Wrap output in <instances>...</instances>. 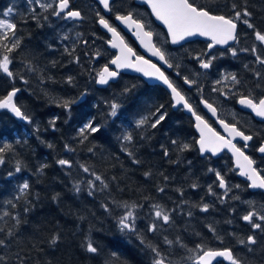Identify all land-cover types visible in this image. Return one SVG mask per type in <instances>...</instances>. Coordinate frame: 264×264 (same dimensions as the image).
Instances as JSON below:
<instances>
[{
    "label": "trees",
    "instance_id": "16d2710c",
    "mask_svg": "<svg viewBox=\"0 0 264 264\" xmlns=\"http://www.w3.org/2000/svg\"><path fill=\"white\" fill-rule=\"evenodd\" d=\"M89 1L83 0V3ZM199 1L208 4L214 13L226 16L233 15V3L237 10L247 7L252 13L248 18L250 22L264 32V0H195ZM122 6L129 5L122 3ZM8 7L14 9L10 19L17 24L16 36L21 39V45L11 54L13 63L10 68L15 77L0 74V98L13 87L19 88L16 103L31 118V123L16 119L7 111L0 112V147L11 145V150L3 154L5 163L0 164V229L4 230L0 232V239L6 241V246L0 247V256L4 258V264H153L154 253L146 246L148 243L158 246L166 264H193L190 257L196 253L188 250L202 241L214 249L231 248L245 264H264V232L252 229L242 220L249 211L264 214V201L257 199L239 181H227L231 189L227 196L219 191L216 177L207 176L209 169L219 167V161L200 158L195 142L189 137L188 123L184 121L183 124L181 120L188 117L174 118L173 132L171 122H166L168 118L161 124L162 134L159 126L156 129L148 126V136L142 141L122 143L119 135L116 136L110 105L115 102V96L126 101L128 93L123 94V90L140 87V83L135 82L136 79L128 83L126 78H121L116 86L122 89L120 95L116 94L115 88L96 87L97 72L109 63L111 57L107 49L108 36L97 31L96 9H92L96 18L91 14L85 17L81 11L84 24L90 28L78 36H67L65 40V28L57 33L54 16L48 18L40 12L38 18L33 19L34 14L26 0H0V13ZM136 17L145 21L143 13H137ZM237 23L242 29L240 37L254 36L252 29L241 21ZM202 44L197 42V45ZM66 47L71 55L65 52ZM97 51L101 55L96 61ZM178 51L179 55L185 56L184 60H188L187 54L192 57L186 46ZM242 56L249 70L250 63L254 62L246 55ZM76 57H79V63L74 62ZM178 65L180 67L181 63ZM29 67L35 71H29ZM189 67L191 74L198 70L194 64ZM219 68L215 74L221 80L229 73L236 74L241 81L235 85L240 90L239 96L251 94L263 83L260 80L257 83L252 73L242 71L238 76L234 67L225 68V72ZM261 76L264 77V72ZM68 77H72L71 83ZM213 78H208L209 83L216 82ZM199 79L205 82L204 78ZM222 82L234 88L231 80L223 79ZM217 87H221L220 84ZM64 100L74 101L70 109L58 106ZM150 103L156 108L161 105L166 108L168 99L161 95ZM53 119L56 121L54 127L49 123ZM89 120L100 126V131L81 143L78 129ZM173 140L178 144L173 145ZM185 143L189 148L180 151L179 145ZM66 144L74 151H67ZM125 145L135 159L141 158L136 167L132 157L123 153ZM164 148L169 151L167 157L163 154ZM59 159L71 161L72 166H60ZM17 161L21 166L18 173L15 171ZM41 165H47L43 173L38 172ZM80 165L100 175L109 185L108 189L100 191V182L96 181L94 195L89 196L87 182L94 177L84 173ZM145 172L152 175L145 177ZM25 181L30 189L21 194L19 186ZM76 183L80 185V192L74 189ZM192 184L197 187L192 188ZM209 185L215 195L208 193ZM161 187L163 192L158 191ZM11 197L19 201L10 200ZM124 203L140 205L134 209L135 224L145 244L140 242L137 233L119 230L117 221L126 212L120 206ZM102 204H106L110 211L106 212ZM202 204L209 205L207 212L200 211L198 205ZM153 205H161L169 211L172 223L163 225L161 221H155ZM25 208L30 212L26 217ZM5 211L11 213L7 221L3 216ZM13 216L18 217L19 225ZM153 222L158 225L156 232L148 231ZM256 222L264 226V222L258 219ZM209 225L223 238V243L209 231ZM23 227L26 231L21 230ZM9 230L14 233L11 238L7 236ZM248 235H255L258 243L252 246V252L243 253L242 245L237 241ZM54 236L59 237L55 244L51 243ZM164 237L174 242L179 237L186 247L177 243L169 246ZM87 239H91L97 253L86 251ZM215 264L227 263L218 261Z\"/></svg>",
    "mask_w": 264,
    "mask_h": 264
},
{
    "label": "snow or ice",
    "instance_id": "6c2138e0",
    "mask_svg": "<svg viewBox=\"0 0 264 264\" xmlns=\"http://www.w3.org/2000/svg\"><path fill=\"white\" fill-rule=\"evenodd\" d=\"M27 2L31 4L37 5L44 12H48L51 10V14L56 17H61L66 21H79L83 19V16L79 10L72 9L70 7V0H53V2H43V0H27ZM144 2L151 8V15H153L156 20L160 21L167 29V34L171 38L172 44H178L181 41L185 40L187 37L193 36H202L207 37L211 41L208 44V49H212L215 45H227L230 41L238 42L237 36V21H241L244 25L247 26L248 29H252L255 40L264 44V32H261L256 29L255 25L250 22L248 19L251 17L252 13L248 10L247 7H244L242 10H237V5L233 3L231 5V9L233 12L232 16H226L223 14H215L210 7L198 5L195 0H144ZM98 3L102 5L103 10L106 12H112V4L111 0H98ZM33 19H37L38 17L35 15V8H32ZM14 15L13 7H8L5 11L0 13V74L6 75L9 78H14L15 73L11 70L10 65L13 63L12 53L19 49L21 45V39L16 36L17 24L13 22L10 17ZM98 23L104 29L107 30L108 33L111 34V39L107 41V43L113 49L118 50V54L114 56L113 59L110 60V64L114 65L116 70H111L108 65H105L101 70L97 72V80L96 83L100 85H107L110 80H115L120 75L119 69L124 68H132L137 72L143 73L144 76L154 78L158 81H161L163 85H165L171 94V99L174 102L173 106L182 105L184 109L191 113V115L195 118V128L199 131V140L197 141L199 145V151L201 154L205 152H211L212 155H216L222 149L227 148L232 152L233 156L236 159V166L239 168V175L246 177L248 181H250V188H258L264 189V175H261V172L254 167L255 161L251 159L241 147H238L236 143L233 141L239 137L243 140L244 148L248 147L247 142L252 140L253 137L251 135H246L243 131L237 128L235 124L226 123L223 119L218 118V122L221 127L228 133V137L221 135L217 132L206 120L203 116L199 115L197 111L193 108L192 104L189 103L188 98L182 92V90L169 78L168 75L165 74L164 71L161 70L157 64L152 63L150 60L145 59L143 56H140L136 53V51L126 42L124 36L117 29V27L113 26L109 19H107L104 15H101L100 12H97ZM47 17H45L46 19ZM115 20L119 21L122 25H124L132 34L139 40L140 45L143 46L147 51L151 53L153 57H157L160 61L167 65L168 68H179V65H173L166 58L165 52L162 51L160 47L153 43L154 32L150 30V26L144 20L137 18L133 12L129 11L127 13H119L115 14ZM79 35V34H77ZM158 35V34H157ZM63 39L67 40L68 37L64 36ZM10 42V43H9ZM83 43L87 44V41H83ZM65 52L71 55V52L66 47ZM75 49L73 48L72 51ZM232 56L237 55L236 49H230ZM243 52H251L255 56V61L261 66H264V57L258 54V49L253 46L251 49L243 48L240 49ZM96 56H100L101 53L97 51L95 53ZM199 62V66L202 69H209L212 66V61L215 57H211L210 59H202L200 56L195 57ZM76 63H79V57L75 58ZM247 68V65H245ZM29 71H35L34 68L29 67ZM177 76H180V72H176ZM199 75V73H197ZM255 75L260 77L261 73L256 72ZM23 80V77H20ZM183 83L192 87L197 84L196 79H190L188 76H183ZM224 80H231L233 86L239 85L241 81L237 78L235 73H229L223 77ZM27 83L26 80L23 81ZM68 82H72V77H68ZM222 81L217 80L216 84H220ZM20 91L19 88L13 87L11 91H9L4 97L0 98V109H6L14 114L15 117L28 121L31 123V118L27 116L21 109L20 106L17 105L14 98L17 93ZM131 89L125 88L123 90V94L130 92ZM198 92H202V89L197 88ZM213 91H222L221 89L213 88ZM74 101L64 100L58 103V106L63 107L65 109H70L71 104ZM201 103L204 107L212 114V116H217V108L213 106L212 103H209L207 100L201 99ZM238 103L251 109L256 116L264 118V97H260L256 99L249 95H240ZM120 107L119 104L113 102L110 105V115L116 116L117 109ZM163 105L157 107L155 111L150 112L148 115L142 116L138 121L136 126L142 127L148 125L152 129H156L160 126L167 118V113L162 111ZM53 127L55 126V119L49 122ZM100 131V126L95 125L92 120H89L82 127L78 129L77 136L80 138V142L83 143L89 137V135L97 133ZM125 141L131 142L132 136L127 134L123 137ZM173 145H177L178 141L173 140ZM52 147V145H48ZM189 148L188 144L179 145V150L184 151ZM65 149L67 151H74V149L70 148L69 145H65ZM6 150H11V145L5 144L0 147V164H4V152ZM91 151V149H89ZM260 153H264V145H261L258 149ZM163 154L165 157L169 155V151L167 148H164ZM129 157H132V162L134 164L140 163L139 160L134 158L132 152H128ZM57 163L62 167L70 168L72 166L71 161L67 159H59ZM47 165H41L38 169V172L43 173L44 168ZM84 173H90L93 179L88 180V194L89 196L94 195L96 190V181L100 182V191H104L108 189L109 185L103 180V178L96 174L95 172H91L90 169L84 165H80ZM15 171L18 173L21 171L20 162L17 161ZM210 172L214 171L213 169H209ZM12 173H9L11 176ZM145 177H150L152 175L151 172H145ZM216 180L218 181V187L224 190V196L228 195V192L231 190L229 185L226 183L224 177L220 172H215ZM115 179V177H113ZM165 180L169 179L168 177H164ZM192 188H196V184L191 185ZM239 187V185H236ZM30 189V185L27 181L23 182L19 186V192L21 194H25ZM74 189L76 192H80L79 183L74 184ZM158 191L163 192L164 188H158ZM179 191V190H178ZM208 193L211 195H215L212 190V186L209 185ZM181 195L183 193L181 192ZM19 198V197H17ZM56 199V197H53ZM234 199H239V197H234ZM9 203H12L9 201ZM126 209V212L118 218V227L121 232L128 233H137L136 230V216L134 209L140 207L135 203L129 205L128 203H124L120 205ZM15 207V205H13ZM101 207L104 210L110 211L106 204H102ZM154 209V218L155 221H161L163 225H169L172 223L171 213L164 209L161 205H153ZM200 207V211L207 212L209 210L208 204L198 205ZM25 212L29 211L28 208L24 209ZM11 213L5 211L3 216H10ZM191 216V212L188 213ZM13 219L16 220V224L19 225L20 221L18 217L13 216ZM264 222V214L257 213L255 211H249L246 215L242 217V220L251 225L252 229L260 230L264 232V226L261 223H257L256 220ZM157 223L153 222L149 225L148 231L156 232L157 231ZM209 231L213 233L215 238L223 243V238L216 234L215 229L209 225ZM4 231L0 229V232ZM14 233L9 230L7 232V236L11 238ZM138 238L142 244H145L146 241L143 237H140L137 233ZM59 237L54 236L52 238L51 243L55 244L58 241ZM164 242L171 246L173 243L179 244L181 247H186L181 241L180 238L177 237V240L174 242L169 240L167 237H164ZM239 245L244 246L247 251L252 252L254 245H257L258 240L255 235H248L246 239H239ZM6 241L5 239H0V247H5ZM86 251L89 253H97L98 249L93 245L91 239H87L85 243ZM153 253V264H166V260L162 257L161 252L158 249V246H154L150 243L146 245ZM189 252L196 253L194 257H190L193 259V264H213L217 258H223L229 262V264H245L244 260L235 256L233 250L231 248H223V249H214L211 247H207L205 244H197L195 249H189ZM115 255V254H113ZM0 264H4V258L0 256Z\"/></svg>",
    "mask_w": 264,
    "mask_h": 264
},
{
    "label": "flooded vegetation",
    "instance_id": "af4514ba",
    "mask_svg": "<svg viewBox=\"0 0 264 264\" xmlns=\"http://www.w3.org/2000/svg\"><path fill=\"white\" fill-rule=\"evenodd\" d=\"M122 0H113L112 1V12H108L105 13V10L103 12V10L99 11L101 15H104L107 19H109L110 23L112 24V22L115 23V16H114V10L118 9L119 10V3H121ZM131 3L129 4V6L133 9H135L137 12H143L145 10L144 7H142L141 5H138L136 0H129ZM96 18V17H94ZM97 23V31L100 32L99 34H104L100 29L99 23L98 21ZM72 25L73 28L70 31V34H75V36H78L77 34H81L82 33V29H81V24L76 23L74 21H72ZM72 36V35H70ZM166 37V35H165ZM129 42V41H128ZM249 42L250 39L248 38L247 40V45L249 46ZM252 48V47H251ZM168 53L173 56L176 55V53L172 50H168ZM216 53V48L213 49H207V52L205 53V59L209 57V59L211 57H214ZM212 54V55H211ZM211 55V56H210ZM249 57V56H248ZM254 57V55L251 56L250 59H252ZM264 57V54H263ZM237 60L235 62H233L231 59H224V60H219L216 61V67H220L219 69H222L225 72V68H236L237 70V74L238 76L241 75L242 71L248 72V73H252L253 77L256 79L257 83H260V81H262L263 83L259 84L261 87L258 88V91L261 90L264 93V77H262L260 75V77H257L255 75L256 72H260L263 73L264 72V66L259 65L258 63L256 65L253 66V63H250V67L249 70L246 69L245 67V59H243V56L241 53H237ZM214 60L212 61L213 64ZM201 73L202 74H206V75H211L213 73V69L209 68V69H201ZM169 77L170 79H172L175 83H178L179 80H181L182 78L180 76L175 75L174 71H170L169 73ZM216 78L217 80H221V78L216 74ZM128 83L131 82V80H133V78L129 77L127 78ZM258 80H260L258 82ZM135 82H137V80H135ZM140 86L141 87H127L129 89H131L130 92H128V95L126 96V99L129 103V113L131 115H136L146 104L149 100H151L154 96L160 94L161 90H159V86H152V87H148L149 85L144 82L143 80L139 81ZM184 84V83H183ZM148 85V86H146ZM116 91H118L119 95L120 92H122V89L115 87ZM220 89L222 91H217V92H211L209 91V88L206 86L205 90L207 92H205V99L211 103H219V99H220V105L221 106V112L224 115L223 117H225L226 119H228L231 123L237 125L241 131H243L246 135H251L253 137L249 147H250V151L254 152L256 157L262 158L264 159V156H261L258 154V149L259 147L263 144V142H259V140L261 139L263 133H264V121H260L257 120L251 113L248 112H243L240 116V113H238V108H237V99L234 100L233 96H235L236 94H239L240 90H238L235 86L234 88L232 87H228V86H221ZM225 92V93H223ZM229 92V93H228ZM149 96V97H147ZM195 102L199 105V109H198V114L203 116L204 118H206L211 124L212 126H215L216 129L217 128V124L215 121L211 120L208 114H205L202 106H201V102L199 100V98L196 97L195 95ZM241 112V111H240ZM250 116V117H243V116ZM176 117L175 114H171V118ZM183 124L184 121H186L188 123V129L192 130L194 123H193V119L189 118V119H181ZM264 141V140H262ZM260 144V146H259ZM239 147H243L242 144H238ZM252 152V153H253ZM224 158L226 160H231L232 162V157H230V155L228 153H224ZM220 159V158H219ZM257 164V163H256ZM224 173L226 175L227 178L231 179V180H236V172L234 170V168L231 165H228L227 167H224ZM262 175H264V171L261 170Z\"/></svg>",
    "mask_w": 264,
    "mask_h": 264
},
{
    "label": "water",
    "instance_id": "95a60500",
    "mask_svg": "<svg viewBox=\"0 0 264 264\" xmlns=\"http://www.w3.org/2000/svg\"><path fill=\"white\" fill-rule=\"evenodd\" d=\"M94 1H97L98 2V0H94ZM112 1V0H111ZM137 3H139L140 5H143V4H146L145 2H144V0H137L136 1ZM147 5V4H146ZM101 7H102V5H100ZM147 7H148V10H149V12H150V14H151V8L147 5ZM103 8V7H102ZM105 13H108V12H106L105 11ZM151 17H152V19H153V21L159 26V27H161L164 31H165V33H166V35H167V37H168V39H169V42L171 43V38H170V36H168V34H167V29H166V27L160 22V21H158V20H156V18L153 16V15H151ZM116 21V20H115ZM116 23H117V25H118V27L120 28V30L123 32V34H125V35H127L129 38H130V40L132 41V44H129L135 51H136V53L138 54V55H140V56H143L145 59H148V60H150L152 63H155V64H157V66L158 67H160L161 68V70L162 71H164L163 69H166V70H171L172 68H168L167 67V65L166 64H164L162 61H160L157 57H153L152 55H151V53L149 52V51H147V49H145L143 46H141L140 45V42H139V40H137L136 39V37L132 34V32L131 31H129L124 25H122L119 21H116ZM100 26V29H102L101 31H103V32H105L109 37H110V39H111V34L110 33H108L107 32V30L106 29H104L101 25H99ZM193 40H205V41H210L209 40V38H207V37H202V36H193V37H187V38H185V40H183V41H181L180 43H178V44H172L171 43V45L172 46H179V45H182V44H184V43H186V42H188V41H193ZM234 41H230L227 45H215L214 47H216V46H218V47H221V48H224V47H227V46H229L230 44H232ZM153 43L154 44H156L155 43V37L153 36ZM107 47H108V49L111 51V52H113L114 53V56L116 55V54H118V50L117 49H113V48H111V46L109 45V44H107ZM114 56H113V58H114ZM112 58V59H113ZM109 67H110V69L111 70H116V68H115V66L114 65H111L110 63H109V65H108ZM119 72H120V75L117 77V78H115V80H110L109 81V83L107 84V85H100V84H98V83H96L97 84V86L98 87H102V88H105V87H108L110 84H114V83H117L118 82V80H119V78H120V76L122 75V74H124V75H133V76H138V77H140V78H143L146 82H148L149 84H158V85H160V86H162V87H164L165 89H167L169 92H170V90L165 86V85H163V83L161 82V81H158V80H156V79H154V78H150V77H146V76H144L143 75V73H141V72H137V71H135L134 69H132V68H124V69H119ZM166 74V73H165ZM19 93V92H18ZM17 93V94H18ZM17 96V95H16ZM16 99V97L14 98V100ZM16 102V101H15ZM238 105H239V107H242V108H245V109H248L247 107H243V105H241V104H239L238 103ZM179 106H182V105H178V106H175V108H177V107H179ZM206 109V108H205ZM0 110H2V109H0ZM4 110H6V109H4ZM207 110V109H206ZM248 110H250V111H252L251 109H248ZM208 111V110H207ZM10 112V111H9ZM185 112L186 113H188V114H191L190 112H188L186 109H185ZM11 113V112H10ZM210 113V112H209ZM252 113L253 114H255L253 111H252ZM12 114V113H11ZM211 114V113H210ZM12 115H14V114H12ZM256 115V114H255ZM211 116H212V114H211ZM213 118H216V117H214V116H212ZM256 118L257 119H259V120H264V118H262V117H257L256 116ZM196 129V128H195ZM196 131L198 132V134H199V131L196 129ZM225 131V130H224ZM226 132V131H225ZM227 133V132H226ZM228 134V133H227ZM237 139H240L239 137H237ZM243 141V140H242ZM226 150H228L227 148H225ZM223 150V149H222ZM221 150V151H222ZM220 151V152H221ZM229 151V150H228ZM219 152V153H220ZM231 154H232V152L231 151H229ZM232 156H233V154H232ZM233 162H234V165H235V168L236 169H239L237 166H236V159H235V157L233 156ZM241 176V175H240ZM243 179H245V180H247V178L246 177H243V176H241ZM249 183H250V181H248ZM252 190H260V189H254V188H251ZM262 190H264V189H262ZM220 259H223V258H217V260L216 261H214L213 263H215V262H217V261H219ZM228 262V261H227Z\"/></svg>",
    "mask_w": 264,
    "mask_h": 264
},
{
    "label": "rangeland",
    "instance_id": "374dc122",
    "mask_svg": "<svg viewBox=\"0 0 264 264\" xmlns=\"http://www.w3.org/2000/svg\"><path fill=\"white\" fill-rule=\"evenodd\" d=\"M5 220H6V221H7V220H9V218L6 216V217H5ZM197 244H200V242H199V243H197Z\"/></svg>",
    "mask_w": 264,
    "mask_h": 264
}]
</instances>
